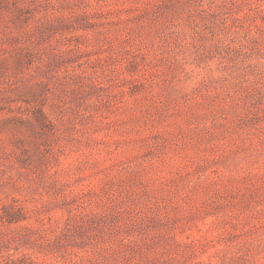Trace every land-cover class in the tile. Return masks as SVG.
<instances>
[{
    "label": "rangeland",
    "instance_id": "rangeland-1",
    "mask_svg": "<svg viewBox=\"0 0 264 264\" xmlns=\"http://www.w3.org/2000/svg\"><path fill=\"white\" fill-rule=\"evenodd\" d=\"M0 264H264V0H0Z\"/></svg>",
    "mask_w": 264,
    "mask_h": 264
}]
</instances>
